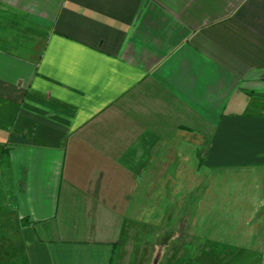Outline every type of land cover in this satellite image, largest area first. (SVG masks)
<instances>
[{"label":"crops","instance_id":"crops-1","mask_svg":"<svg viewBox=\"0 0 264 264\" xmlns=\"http://www.w3.org/2000/svg\"><path fill=\"white\" fill-rule=\"evenodd\" d=\"M213 172L264 174V0H0V264H113Z\"/></svg>","mask_w":264,"mask_h":264},{"label":"rangeland","instance_id":"rangeland-1","mask_svg":"<svg viewBox=\"0 0 264 264\" xmlns=\"http://www.w3.org/2000/svg\"><path fill=\"white\" fill-rule=\"evenodd\" d=\"M195 197L176 219L127 228L113 264H264V174L213 172ZM4 221L0 238L18 241Z\"/></svg>","mask_w":264,"mask_h":264}]
</instances>
